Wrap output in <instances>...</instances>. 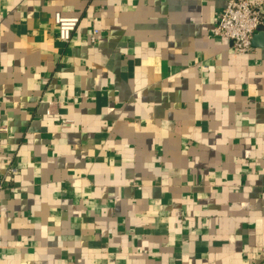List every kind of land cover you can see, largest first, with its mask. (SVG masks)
Returning a JSON list of instances; mask_svg holds the SVG:
<instances>
[{
    "label": "crops",
    "instance_id": "obj_1",
    "mask_svg": "<svg viewBox=\"0 0 264 264\" xmlns=\"http://www.w3.org/2000/svg\"><path fill=\"white\" fill-rule=\"evenodd\" d=\"M226 4L0 0V264H264V46Z\"/></svg>",
    "mask_w": 264,
    "mask_h": 264
},
{
    "label": "built area",
    "instance_id": "obj_2",
    "mask_svg": "<svg viewBox=\"0 0 264 264\" xmlns=\"http://www.w3.org/2000/svg\"><path fill=\"white\" fill-rule=\"evenodd\" d=\"M54 20L58 27L60 41L69 42L80 17L64 15L58 11L54 15ZM261 27H264V0H227L226 6L218 15L213 34L231 40L234 50L244 54L254 51L253 38ZM97 33L98 30L95 29L91 36L92 41L96 40ZM47 112L51 113L50 110ZM12 172H15L14 168L8 171V173ZM2 178L3 176L0 175V180Z\"/></svg>",
    "mask_w": 264,
    "mask_h": 264
},
{
    "label": "water",
    "instance_id": "obj_3",
    "mask_svg": "<svg viewBox=\"0 0 264 264\" xmlns=\"http://www.w3.org/2000/svg\"><path fill=\"white\" fill-rule=\"evenodd\" d=\"M253 44L257 46H264V27H261V29L255 34Z\"/></svg>",
    "mask_w": 264,
    "mask_h": 264
}]
</instances>
